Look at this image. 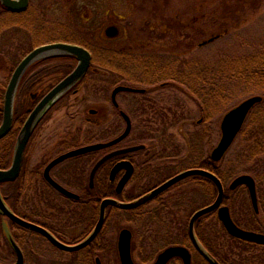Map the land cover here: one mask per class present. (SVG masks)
Here are the masks:
<instances>
[{
    "label": "flooded vegetation",
    "instance_id": "flooded-vegetation-1",
    "mask_svg": "<svg viewBox=\"0 0 264 264\" xmlns=\"http://www.w3.org/2000/svg\"><path fill=\"white\" fill-rule=\"evenodd\" d=\"M30 4L31 0H28L25 10L13 12L0 2V86H3L1 88L3 96L17 66L27 55L40 47L53 44L80 46L90 53L91 62L84 76L63 93L36 124L25 146L17 176L13 180L0 183V195L10 209H12L10 195L7 193L14 190L12 212L16 217L45 229L65 245H76L95 227L104 200L132 202L184 171L201 169L218 179L222 187V196L216 209L195 221L194 231L197 236H202L203 223L209 226L210 219L215 218L222 224L218 218L220 207H225L231 220L243 230L256 232L254 228L244 224L247 221L256 225L264 224V127L261 130L256 129L257 136L260 137L259 141L252 142L254 150L248 155L251 164L247 172L233 174L225 181L221 171L223 169L221 163L242 132L253 108L264 103L262 96H259L261 101L249 110L238 133L219 160L212 158V152L221 139L220 124L226 113L219 123L220 138L209 154L193 167H187L162 178V174L168 173L170 165L164 168L157 167L156 159L159 155L154 144L158 143V138L147 135L138 128L146 127L147 121L144 116L153 107L152 102L155 101L153 95L175 84V80L171 79L160 81L165 74L161 72L163 68L157 66L159 58H162L158 56V51L165 49L164 46L167 45L164 43L168 39L171 43V36H167L165 30L158 27H145L144 31L142 30L145 40L139 42L132 39V44L142 51L138 53L131 44L117 47L120 32L112 21L101 27H93L94 33L90 37L84 30L85 27L77 29L52 27L47 10L37 8L32 13L29 10ZM68 11V15L78 16L75 9L74 13L72 9ZM90 19L89 15L84 18L85 21ZM74 36L86 40V43L70 42L69 39ZM117 52L127 54L125 74L101 70L99 66L96 67V63L93 64L95 59L93 53H99L96 57L99 59L98 63L100 61L111 63L118 62ZM137 63H141L142 68L135 74L134 64ZM76 64L75 57L57 54L43 56L26 67L18 82L14 100V109L20 108L26 112L23 123L43 98L74 70ZM150 69L153 71L150 72ZM174 78L176 79L175 76ZM118 87L131 90L115 91ZM55 112L70 115V119L67 122L57 121L55 120L57 117H53ZM162 116L165 117L167 114L163 113ZM258 119L256 123L264 124V116L259 114ZM136 130L139 133L137 136ZM7 135L0 140L5 139ZM88 147L94 148L77 152ZM10 165L11 161L7 166L0 167V170H7ZM226 172L232 173L228 168ZM241 176H248L252 180L255 204L247 183H235ZM186 186L187 191L184 188ZM199 195L205 196L208 201L189 214L185 231L188 246H184L189 250L192 262V253L197 251L188 235L189 220L195 212L213 205L218 197V188L214 181L202 175L183 178L136 208L121 209L107 205L104 223L96 238L87 247L73 252L57 248L42 234L20 226L0 214L2 238L0 263H15L16 252L13 248L15 245L23 256L24 264L27 254L25 249L30 248L29 250L34 253V244H31L33 239L42 241L55 252L62 254L73 255L79 252L85 254L91 246L100 249L102 243H105L103 234L106 225L114 214L127 213L130 221L138 220L146 226L152 221L149 207L168 209L171 197H176L179 203L196 204ZM247 202L248 208L245 207ZM156 214L152 217L157 218ZM223 229L228 234L224 227ZM130 232L133 238V233ZM4 249L8 250L13 259L5 261ZM175 260L182 263L179 258Z\"/></svg>",
    "mask_w": 264,
    "mask_h": 264
},
{
    "label": "rangeland",
    "instance_id": "rangeland-1",
    "mask_svg": "<svg viewBox=\"0 0 264 264\" xmlns=\"http://www.w3.org/2000/svg\"><path fill=\"white\" fill-rule=\"evenodd\" d=\"M37 8L47 10L52 27H85L90 37L93 27L112 21L120 32L117 47L131 44L138 53L142 51L132 44V39L145 40V27H158L171 36V43L168 39L165 49L158 51L162 58L157 66L175 75V84L153 95V107L144 116L146 127L138 128L158 138L154 144L159 155L157 167L170 165L162 178L193 167L209 154L220 138L219 123L227 111L247 98H264V83L256 77L264 70V0H31L29 10L33 13ZM69 9L72 13L75 9L78 16L68 15ZM88 15L91 19L85 21ZM69 41L86 43L77 36ZM98 55L93 53L95 59ZM182 78L185 79L181 84ZM163 113L167 116L163 117ZM259 114L264 116L263 102L253 108L221 163L225 181L249 169L248 155L254 150L252 142L259 141L260 137L256 129L264 127L256 123ZM59 115V112L53 114L57 117L55 120L70 119L63 112ZM135 135H139L137 130ZM227 168L232 173L226 172ZM184 188L187 191L188 187ZM170 199L168 209L149 207L152 216L157 213V218L151 216L152 221L146 226L138 220L130 221L127 213L114 214L103 234L108 248L101 253L94 252L91 260L99 258L102 264H120L117 240L123 228L133 233L132 258L136 264H151L168 246H188L185 237L188 216L208 198L199 195L196 204L179 203L176 197ZM245 207L248 208V202ZM244 224L264 234V224L251 221ZM209 226L203 223L202 237L220 248V257L228 254V264H264V245L231 240L215 218L209 220ZM31 244H34V253L30 248L25 249L24 264H87L84 252L58 253L36 239ZM4 250L5 261L13 259ZM195 258L193 252L192 262L198 261ZM174 262L177 261L169 264Z\"/></svg>",
    "mask_w": 264,
    "mask_h": 264
},
{
    "label": "water",
    "instance_id": "water-1",
    "mask_svg": "<svg viewBox=\"0 0 264 264\" xmlns=\"http://www.w3.org/2000/svg\"><path fill=\"white\" fill-rule=\"evenodd\" d=\"M2 5L10 11L13 12H20L25 10L28 4V0H0ZM57 54H64L75 57L77 64L74 70L64 79L62 80L48 95H46L43 100L34 108L33 111L30 112L27 119L23 123L14 147L11 165L7 170H0V183L3 181H10L13 180L17 174L19 173L23 153L25 146L36 126L40 118L43 114L50 108V106L57 101V99L65 93L69 88L75 85L87 72L90 62H91V55L90 53L76 45H68V44H53L45 47H40L32 51L29 55H27L24 60L17 66L14 70L7 89L4 94L3 98V110H2V120L0 124V139L8 134L12 127V120H13V102L14 96L16 92V88L20 77L22 76L26 67H28L32 62L35 60L43 57V56H50V55H57ZM121 90H131L126 87H118L115 91ZM261 101L259 96L250 97L236 107L231 109L227 112L220 124L221 129V139L216 146V148L212 152V158L214 160H219L225 151L228 149L230 144L232 143L234 137L238 133L247 113L249 110L258 102ZM127 132V131H126ZM124 133V135L126 134ZM123 135V136H124ZM94 147H88L85 149H81L77 151L78 153L84 152L86 150H90ZM74 154V152L72 153ZM71 154V155H72ZM192 175H202L210 178L216 184L218 188V197L213 205L200 209L199 211L195 212L194 215L189 220L188 224V235L189 238L197 250V252L209 263V264H220L210 253H208L205 248L199 242L195 232H194V223L195 221L202 215L216 209L221 201L222 196V187L218 179L201 170V169H194V170H187L184 171L171 179L167 180L161 186L156 188L155 190L149 192L148 194L144 195L143 197L128 203H121L116 200L106 199L102 202L100 208V214L98 222L96 223L95 227L91 231V233L81 242L76 245H65L58 240H56L49 232L45 229L33 225L31 223H27L18 217H16L5 205L1 195H0V214H3L10 218V220L20 226H23L29 230L35 231L37 233L42 234L45 236L54 246L64 251L73 252L80 250L84 247H87L93 240L96 238L97 234L100 232L103 223H104V216H105V207L107 205L116 206L121 209H132L136 208L137 206L147 202L157 194L161 193L163 190L167 189L174 183L178 182L179 180L192 176ZM235 183H247L250 190V195L253 203L255 204V194H254V187L253 182L248 176H241L236 179ZM65 194H69L66 191H63ZM218 218L223 224L224 228L231 236L248 241L251 243L264 245V235L257 234L253 232H248L241 230L238 228L231 220L228 210L225 207H220L218 209ZM16 252V261L14 264H22L23 263V256L20 250L14 245L13 246ZM117 253L120 264H135L132 260L131 256V233L128 229H122L118 236L117 241ZM174 258H179L182 261V264H191V256L189 251L182 246H171L163 250L161 253L158 254L156 259L152 264H168ZM95 264H101L98 258L95 259Z\"/></svg>",
    "mask_w": 264,
    "mask_h": 264
},
{
    "label": "trees",
    "instance_id": "trees-1",
    "mask_svg": "<svg viewBox=\"0 0 264 264\" xmlns=\"http://www.w3.org/2000/svg\"><path fill=\"white\" fill-rule=\"evenodd\" d=\"M204 43L205 42H202L201 44H204ZM117 55H118V62L107 63V62L100 61V63H98V60L94 59L93 60V64L96 63V67L99 66L101 68V70H105V71H108V72H119V73L125 74L127 72V65H126L127 64L126 63L127 54H126V52H117ZM137 65L134 64L135 74H137L138 71H140V68H142L141 67V63H137ZM242 68H244V67H242ZM163 70H161V72H163L165 75L161 79H163V80H166V79L175 80V78H174L175 75L172 76V73H170L169 71H163ZM149 71L152 72L153 70L150 69ZM157 71H159V69ZM256 77L260 81H262L264 83V70H260L259 75H257ZM184 79L185 78L181 79L182 80V82H180L181 84L183 83ZM2 87L3 86H0V122H1V118H2V103H3L2 102L3 101V92L1 90ZM25 116H26V112L24 110H22L20 108H18L17 110L16 109L13 110V125H12V129H11L10 133L7 135V137L5 139L0 140V167H3L4 165L7 166L9 161H11V159H12V154H13V149H14L13 148L14 147V141H15L16 135H17V133H18V131H19L24 119H25ZM7 194L10 195L9 202H11V207L13 209V205H14V190H9ZM223 233H224V235H226V237L229 236L224 231V229H223ZM197 237H198L199 241L201 242V244L204 246V248L220 264H228V261H230V258L228 257V254H225L224 258L220 257L219 254H218V252H220V248L218 249V247H216L214 244H211L209 241L204 239L201 235L197 236ZM228 238H230L231 240L237 241V242H241V240L235 239V238L230 237V236ZM187 242H188V240H187ZM105 248H108V245L106 243H104V242L102 243V247H100V249H97L96 247L91 246L89 249L86 250V254L87 255H86V261L85 262L87 264H94V261L91 260V257L94 254V252L96 250H98L99 253H101L102 251L105 250ZM195 254H196V257H197L198 261L194 260L192 264H209L198 253H195ZM176 261L177 262H174V264H178L179 263L178 260H176Z\"/></svg>",
    "mask_w": 264,
    "mask_h": 264
}]
</instances>
